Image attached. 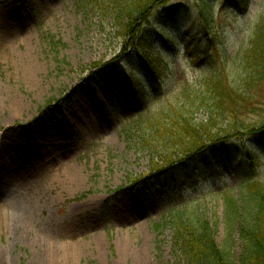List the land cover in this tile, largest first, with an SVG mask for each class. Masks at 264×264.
Instances as JSON below:
<instances>
[{"label": "rangeland", "instance_id": "1", "mask_svg": "<svg viewBox=\"0 0 264 264\" xmlns=\"http://www.w3.org/2000/svg\"><path fill=\"white\" fill-rule=\"evenodd\" d=\"M109 1L0 0V264H186L168 213L192 207L240 264L225 195L240 209L247 185L264 184V141L232 140L252 161H220L217 180L205 173L169 200L136 183L160 162L139 142L156 139L148 123L174 109L208 120L207 85L235 80L264 0H172L129 36ZM143 55L160 62L152 79ZM128 78L140 94L122 87ZM250 95L228 121L264 118V80Z\"/></svg>", "mask_w": 264, "mask_h": 264}, {"label": "trees", "instance_id": "2", "mask_svg": "<svg viewBox=\"0 0 264 264\" xmlns=\"http://www.w3.org/2000/svg\"><path fill=\"white\" fill-rule=\"evenodd\" d=\"M171 1L110 0L109 2L114 6L112 15L114 21L122 22L119 27L126 30L125 36H129L134 26L147 22L156 8H164ZM233 1L237 8H245L248 3V0ZM186 38L188 39L189 36L186 35ZM132 42L133 40L130 46L133 45ZM245 48L238 66L240 72L235 80L229 82L227 76L223 75L208 83L206 122L197 124L191 111L181 112L174 109L166 112L167 114H160L154 124L148 123L156 139L147 142L143 137L139 145L141 150L148 151L152 157L158 155L160 162L154 164L152 170L138 179L139 181H135L136 183H147V186L160 189L165 199L169 200L178 194L182 195V190L189 182L196 183L198 179L204 178L205 173L213 180H217L220 161L230 165L232 160L236 161L239 154L242 157L246 155L247 160L252 161L253 155L250 149H246L242 154L241 150L230 148L231 141L240 138L241 135L264 141V118L258 123H247L239 120L228 121L227 117L236 118L245 113L252 102L250 92L259 87L264 80V17L256 26ZM145 61L150 63L148 67ZM152 62H149L145 55L138 60L139 68L146 71L150 79L152 72L157 76L159 73L157 69L160 67L158 59ZM157 80L156 77L154 82ZM123 82L122 87L136 84L129 78ZM134 89L140 94L137 85L136 87L134 85ZM218 121H222L220 124L222 126L216 129L215 124ZM234 178L240 180L241 177L235 174ZM203 181L206 182V179ZM247 188V199L240 209L232 197L225 195L227 238L230 237L233 225L238 220L241 227L237 240L242 244L238 261L240 264H264V184L249 183ZM241 210L242 215H237ZM197 211L198 208L192 207L184 211L172 209L168 213L173 236L181 242L184 262L230 264L226 250H221L216 245L217 225L197 218L195 215Z\"/></svg>", "mask_w": 264, "mask_h": 264}, {"label": "bare ground", "instance_id": "3", "mask_svg": "<svg viewBox=\"0 0 264 264\" xmlns=\"http://www.w3.org/2000/svg\"><path fill=\"white\" fill-rule=\"evenodd\" d=\"M69 174L74 175L73 170H71ZM73 178H75V177H73ZM49 252L54 254V253H56L57 251H55L54 249L50 248V251H49ZM53 254H52V255H53ZM54 255H56V254H54ZM69 258H70V256H69Z\"/></svg>", "mask_w": 264, "mask_h": 264}]
</instances>
